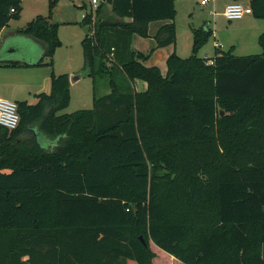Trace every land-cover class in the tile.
Instances as JSON below:
<instances>
[{"label":"trees","instance_id":"obj_1","mask_svg":"<svg viewBox=\"0 0 264 264\" xmlns=\"http://www.w3.org/2000/svg\"><path fill=\"white\" fill-rule=\"evenodd\" d=\"M56 2L17 31L41 59L1 66L54 67ZM22 3L0 0V33ZM249 5L264 20V0ZM176 15V0H102L82 42L94 107L61 114L71 82L53 72L49 94L17 102L19 126L0 125V264H160L157 248L170 264H264V33L260 55L207 59L212 31L196 29L163 75L133 37L168 20L155 38L174 44Z\"/></svg>","mask_w":264,"mask_h":264},{"label":"rangeland","instance_id":"obj_2","mask_svg":"<svg viewBox=\"0 0 264 264\" xmlns=\"http://www.w3.org/2000/svg\"><path fill=\"white\" fill-rule=\"evenodd\" d=\"M50 1L23 0L19 19H13L7 26L6 35L2 39L3 44L1 42L0 57L34 56L35 49L31 47L33 45L27 38L7 34L26 27L37 16H48ZM90 1L57 0L51 22H56L59 25L58 35L62 46L56 51L54 67L48 65L18 67L0 65V98L35 104L37 102L36 94L40 92L49 94L51 92L49 87L44 88L45 84H49L53 72L56 75L67 74L69 76L71 74H85L86 76L79 83L72 85V88L70 87L71 101L61 114H71L94 107L93 79L87 76L88 70L85 68L82 46L86 34L89 33L94 36L95 33L91 25H83L85 16H92ZM225 1L211 0L206 5H202V0H176V42L172 45L177 47L178 56L188 58L193 54L194 30L201 28H205L206 31L210 30L212 33L205 45L198 51L199 57L213 59L217 55V45L220 52L231 51L233 55L238 57L262 54L263 50L259 44V37L264 33V20L248 15L240 20L229 21L222 15ZM94 17L95 15H93ZM65 21L67 24L61 23ZM148 34L149 37L141 36V39L147 44L153 39L158 44L156 35L151 38L149 30ZM11 49H17V52L12 55L8 54ZM147 55L151 56V54ZM45 62H48L47 58ZM109 91L107 80H100L98 82V95H106ZM157 250V260L160 261V264H170L167 254L158 248Z\"/></svg>","mask_w":264,"mask_h":264},{"label":"crops","instance_id":"obj_3","mask_svg":"<svg viewBox=\"0 0 264 264\" xmlns=\"http://www.w3.org/2000/svg\"><path fill=\"white\" fill-rule=\"evenodd\" d=\"M212 1H215V0H212ZM232 2H235V0H230V1L226 0L225 3H224L223 9L225 10V7L227 5H229L230 3H232ZM239 2L245 3L246 5L250 4V0H242V1H239ZM214 7H216V6H214ZM223 12H222V15H223ZM106 15L108 17L115 18V16L111 12V6L110 5H107ZM53 23H56V22H53ZM61 23L67 24L66 21L65 22H61ZM169 23H170V21H168V20L156 21V22L150 23V25H149V33L152 36L151 38H153L164 25L169 24ZM7 29L8 28L5 27L0 33V44L3 41L2 40L3 36L6 35ZM17 31H11L7 35L18 36ZM27 40H29V42L33 45L31 47L35 49L34 56H32V57L25 56V57H22V58L21 57L20 58H18V57L17 58H11V57L10 58H8V57L2 58V57H0V62H5V63L18 62V63H21V64H34V63H37L42 57L43 50H42L41 46L38 43H36V41H34L33 39L27 38ZM2 44H3V42H2ZM2 44L0 45V48L2 47ZM133 48H134V50L136 52H140V53H143L145 55L151 54L150 58L146 62H144V64L146 66H148V67L157 66L158 68H160V70H161L163 75H166L167 70H168V68H167V60H168V58L174 52L177 53V47L176 46L174 47L173 45H168V46H164V47H158V44L153 39H151V41L147 44L144 40L141 39V36H139V35H134V37H133ZM216 48L219 49V46L217 45ZM16 52H17V49H11L8 52V54L12 55L13 53H16ZM79 82H77V83H79ZM77 83H75V84L71 83V88H72V85H76ZM134 86H135L136 90L139 91V92L145 91L147 89V87H148L146 82H143V81H140V80H137L135 82ZM47 87H49V89H51V80H50L48 85L45 84V88L44 89H46ZM40 93H42V92H40ZM40 93H38V94H40ZM38 94H36V95H38ZM37 101H38V99H37Z\"/></svg>","mask_w":264,"mask_h":264},{"label":"built area","instance_id":"obj_4","mask_svg":"<svg viewBox=\"0 0 264 264\" xmlns=\"http://www.w3.org/2000/svg\"><path fill=\"white\" fill-rule=\"evenodd\" d=\"M209 1L211 0H202L201 4L206 5ZM90 2L92 6L91 18L93 21V28L94 22L96 20V10L101 4L102 0H91ZM12 12H14V10H12ZM252 14L253 11L251 6L239 1H235L227 5L223 12V16L229 21L240 20ZM93 15H95L94 18ZM19 124L20 115L18 112L17 102L0 98V125L9 130H15L19 126Z\"/></svg>","mask_w":264,"mask_h":264},{"label":"water","instance_id":"obj_5","mask_svg":"<svg viewBox=\"0 0 264 264\" xmlns=\"http://www.w3.org/2000/svg\"><path fill=\"white\" fill-rule=\"evenodd\" d=\"M87 75H88V73H87ZM86 75L85 74H80V75H75V74H73V75H71L70 76V82L72 83V84H75V83H77V82H79V81H81L84 77H85ZM224 114V112H222V115ZM145 243V242H144Z\"/></svg>","mask_w":264,"mask_h":264}]
</instances>
